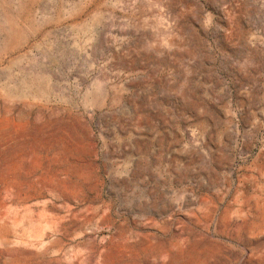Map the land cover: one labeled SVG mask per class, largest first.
Here are the masks:
<instances>
[{"label": "rangeland", "instance_id": "1", "mask_svg": "<svg viewBox=\"0 0 264 264\" xmlns=\"http://www.w3.org/2000/svg\"><path fill=\"white\" fill-rule=\"evenodd\" d=\"M0 264H264V0H0Z\"/></svg>", "mask_w": 264, "mask_h": 264}]
</instances>
